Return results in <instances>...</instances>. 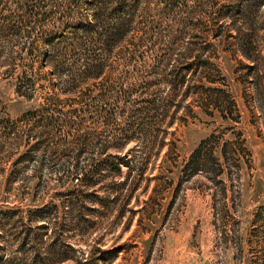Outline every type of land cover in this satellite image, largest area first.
<instances>
[{"label":"rangeland","instance_id":"obj_1","mask_svg":"<svg viewBox=\"0 0 264 264\" xmlns=\"http://www.w3.org/2000/svg\"><path fill=\"white\" fill-rule=\"evenodd\" d=\"M0 264H264V0H0Z\"/></svg>","mask_w":264,"mask_h":264},{"label":"trees","instance_id":"obj_2","mask_svg":"<svg viewBox=\"0 0 264 264\" xmlns=\"http://www.w3.org/2000/svg\"><path fill=\"white\" fill-rule=\"evenodd\" d=\"M103 69H104V64L99 62V61H93V62L86 63L84 66V69L81 71L82 72V76L80 77L81 79H77V77L72 76V82L76 81V80H79V81L73 82L71 84V86H69L68 89L74 90V91L80 90L82 87H84V83L87 80H90V79L95 80L98 77H100ZM92 83H94V82H92ZM86 84H87L86 86H88L90 83L87 82Z\"/></svg>","mask_w":264,"mask_h":264}]
</instances>
